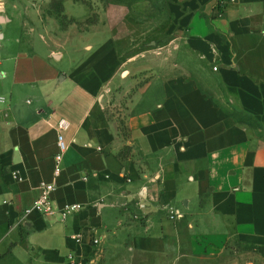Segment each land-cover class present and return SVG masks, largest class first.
Masks as SVG:
<instances>
[{
	"label": "crops",
	"instance_id": "crops-1",
	"mask_svg": "<svg viewBox=\"0 0 264 264\" xmlns=\"http://www.w3.org/2000/svg\"><path fill=\"white\" fill-rule=\"evenodd\" d=\"M217 1L167 0L161 29L111 0H0V264H240L234 244L264 248V0ZM41 182L79 209L23 215Z\"/></svg>",
	"mask_w": 264,
	"mask_h": 264
},
{
	"label": "rangeland",
	"instance_id": "rangeland-1",
	"mask_svg": "<svg viewBox=\"0 0 264 264\" xmlns=\"http://www.w3.org/2000/svg\"><path fill=\"white\" fill-rule=\"evenodd\" d=\"M109 2L106 4L108 5ZM112 4H124L127 6L128 14L127 20L136 22L139 20L159 23V27L164 29L168 22L169 10L167 0H111ZM95 18V15L94 17ZM217 101L225 111L232 112L239 119L249 121L255 128H258L259 124L246 114H243L239 110L231 109L226 104L227 102L222 96L216 98ZM260 134H264V131H258ZM4 180V175L0 169V183ZM235 251L239 254L240 264H264V248H253L241 243L234 244ZM216 262H196V264H215Z\"/></svg>",
	"mask_w": 264,
	"mask_h": 264
},
{
	"label": "built area",
	"instance_id": "built-area-1",
	"mask_svg": "<svg viewBox=\"0 0 264 264\" xmlns=\"http://www.w3.org/2000/svg\"><path fill=\"white\" fill-rule=\"evenodd\" d=\"M236 0H218L217 5L219 9L217 10L216 14L221 13V8L225 7L226 4L235 2ZM216 70L217 67H214ZM68 127V122L66 119L61 118L57 123L58 133H57V146L58 151L54 156L55 159V176L60 172L61 166L60 163L62 161V156L67 148V144L64 140V136L62 134V130ZM56 189L55 183L52 182H41L39 184L38 190L39 193L37 197L34 199L32 205L23 210V215H28L31 212H37L43 216H55L59 215V219L61 221L65 220L67 216L73 212H76L80 205L78 203L66 204L63 207L55 206L52 194ZM77 243L81 242L80 235H73L72 236ZM99 243L98 238H93L90 241V244L96 246ZM67 264H90L92 259H83V258H76L75 254L70 253L67 256Z\"/></svg>",
	"mask_w": 264,
	"mask_h": 264
},
{
	"label": "trees",
	"instance_id": "trees-1",
	"mask_svg": "<svg viewBox=\"0 0 264 264\" xmlns=\"http://www.w3.org/2000/svg\"><path fill=\"white\" fill-rule=\"evenodd\" d=\"M235 117H236L238 120L243 121V120L239 119L236 115H235Z\"/></svg>",
	"mask_w": 264,
	"mask_h": 264
}]
</instances>
